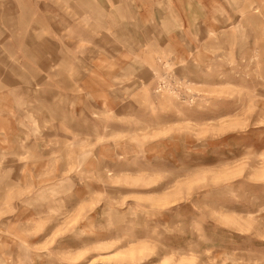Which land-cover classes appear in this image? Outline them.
<instances>
[{
	"label": "rangeland",
	"instance_id": "rangeland-1",
	"mask_svg": "<svg viewBox=\"0 0 264 264\" xmlns=\"http://www.w3.org/2000/svg\"><path fill=\"white\" fill-rule=\"evenodd\" d=\"M0 264H264V0H0Z\"/></svg>",
	"mask_w": 264,
	"mask_h": 264
}]
</instances>
